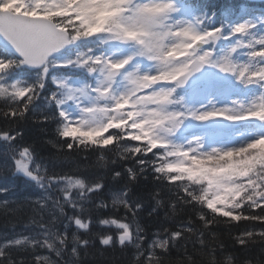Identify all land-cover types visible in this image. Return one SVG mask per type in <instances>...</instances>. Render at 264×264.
I'll return each mask as SVG.
<instances>
[{
  "label": "snow or ice",
  "instance_id": "1",
  "mask_svg": "<svg viewBox=\"0 0 264 264\" xmlns=\"http://www.w3.org/2000/svg\"><path fill=\"white\" fill-rule=\"evenodd\" d=\"M0 119V208L33 217L5 224L0 264H85L97 243L236 264L222 233L264 264V10L0 0ZM30 121L58 157L25 142Z\"/></svg>",
  "mask_w": 264,
  "mask_h": 264
},
{
  "label": "trees",
  "instance_id": "2",
  "mask_svg": "<svg viewBox=\"0 0 264 264\" xmlns=\"http://www.w3.org/2000/svg\"><path fill=\"white\" fill-rule=\"evenodd\" d=\"M205 3H220L232 6L235 10H239L242 7H248L253 9H261L264 10V2L260 3H252L248 0H204ZM5 126V121L0 119V128ZM28 131L25 135V142L26 143H35L38 153L41 157L45 158V163H47L48 158L51 157H58L59 153L56 147L53 145L46 143L47 140H54L55 139V132H54V125H38L34 124L31 121L26 125ZM42 127H46L47 131H41ZM3 147V142L0 141V148ZM62 158V157H61ZM60 167H64V170L67 171V167L61 165ZM57 170L59 171L60 168L58 167ZM22 181V178H21ZM21 181H18L21 182ZM141 188L150 189V184H145L143 181L141 182ZM3 199V197H0ZM12 207H15L13 205ZM33 219L32 214L28 211H18V212H6L4 208H0V232L5 231V224L9 225L8 231L11 233V224H16V231H22L23 225L25 223H29ZM34 219L39 220V217H34ZM164 222L163 217V209H161L160 216L157 217H150L147 215V210L142 213L141 223L146 227L149 234L156 231L157 227H160L161 224ZM166 226L172 227L171 223H168ZM27 234V233H25ZM222 239L224 240L226 246L229 248L230 251H234L238 256L236 260V264H241V262L246 258L244 253L239 251L240 246L236 245L235 247L232 246L231 241L228 238L226 233H222ZM97 249L100 251L97 252ZM90 253H94V255L89 256L85 260V264H130L132 254L134 249H125L122 250L119 245L115 246V248L111 246H101L99 243L95 245L94 248H90L88 250ZM192 251L191 246H189V252ZM259 251V244L253 248L252 256H255ZM183 264L182 254L173 250L172 257L170 264Z\"/></svg>",
  "mask_w": 264,
  "mask_h": 264
}]
</instances>
